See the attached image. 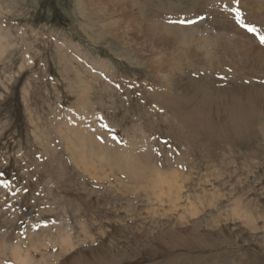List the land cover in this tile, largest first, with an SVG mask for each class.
<instances>
[{
  "label": "rangeland",
  "instance_id": "1",
  "mask_svg": "<svg viewBox=\"0 0 264 264\" xmlns=\"http://www.w3.org/2000/svg\"><path fill=\"white\" fill-rule=\"evenodd\" d=\"M224 4L264 34V0H0V264H264V45Z\"/></svg>",
  "mask_w": 264,
  "mask_h": 264
},
{
  "label": "snow or ice",
  "instance_id": "2",
  "mask_svg": "<svg viewBox=\"0 0 264 264\" xmlns=\"http://www.w3.org/2000/svg\"><path fill=\"white\" fill-rule=\"evenodd\" d=\"M235 2L238 4L239 0H235ZM224 11H232L236 17L237 24L243 28L246 32L251 33L254 37H256L261 45H264V34L261 33V30L255 26L246 24L244 19L241 18V13L238 9H233L230 4H224L223 5ZM178 23L184 25L189 24L191 21H178ZM105 128H107V125H104ZM113 139H116V136H113ZM2 176V174H0ZM2 186L7 188L9 187V183L7 181H4L2 183Z\"/></svg>",
  "mask_w": 264,
  "mask_h": 264
},
{
  "label": "bare ground",
  "instance_id": "3",
  "mask_svg": "<svg viewBox=\"0 0 264 264\" xmlns=\"http://www.w3.org/2000/svg\"><path fill=\"white\" fill-rule=\"evenodd\" d=\"M259 3V2H258ZM254 6H255V4H254ZM250 7V6H249ZM169 40V39H168ZM225 43V42H224ZM70 242V241H69ZM65 246V245H64ZM16 250H20L18 247L17 248H15ZM21 252V251H20ZM27 255V254H26ZM25 255V256H26ZM20 258H21V263L22 264H27L28 263V260H29V257L27 256V257H25V258H22V257H19V260H20ZM28 259V260H27ZM31 262V260L29 261V263Z\"/></svg>",
  "mask_w": 264,
  "mask_h": 264
}]
</instances>
